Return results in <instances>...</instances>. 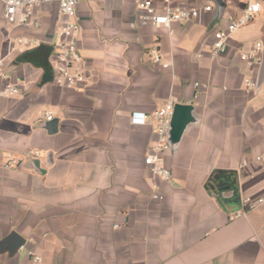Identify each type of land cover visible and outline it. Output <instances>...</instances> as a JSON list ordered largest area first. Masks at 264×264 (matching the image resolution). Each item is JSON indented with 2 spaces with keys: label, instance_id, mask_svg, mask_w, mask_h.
Listing matches in <instances>:
<instances>
[{
  "label": "crops",
  "instance_id": "1",
  "mask_svg": "<svg viewBox=\"0 0 264 264\" xmlns=\"http://www.w3.org/2000/svg\"><path fill=\"white\" fill-rule=\"evenodd\" d=\"M173 1L212 10L173 23L169 34L141 24L136 0H80V89L54 83L56 4L40 7L38 30L11 27L0 5V57L9 37L44 39L6 62L20 91L0 97V243L13 231L25 243L14 253L0 247V264H33L28 251L40 264H264V203H241L264 192L254 159L264 147V0L216 59L208 56L213 33L242 3L225 0L217 17L212 0ZM257 42L253 67L240 54ZM155 43L169 68L151 63ZM170 99L181 108L179 131L162 153L172 175L164 180L144 158L157 139L153 112ZM133 112L145 114L143 123L131 121ZM29 149L38 155L26 157ZM11 157L19 163L4 167ZM215 170L234 171L237 190L218 189L209 180Z\"/></svg>",
  "mask_w": 264,
  "mask_h": 264
},
{
  "label": "built area",
  "instance_id": "2",
  "mask_svg": "<svg viewBox=\"0 0 264 264\" xmlns=\"http://www.w3.org/2000/svg\"><path fill=\"white\" fill-rule=\"evenodd\" d=\"M80 0H0L2 14L11 27H22L30 30H38L41 27V20L38 15L40 7L44 4L54 3L57 7L59 25L55 29L53 36L48 40L54 51V83L63 88L80 89L87 83V76L80 64L78 53V43L81 34V27L76 13V5ZM242 3L239 13L231 16L224 28H218L213 33V40L210 44L208 56L210 59H216L224 54L227 49V38L236 29L252 21L255 15L261 10V5L257 0H238ZM139 10L141 24L152 27H163L169 34L173 33L171 28L173 23L186 22L198 17L201 11L209 12L212 10L211 4L203 6H182L176 4L173 0H136ZM44 39L36 35H17L8 38L7 52L0 57V97L16 96L20 87L18 83L12 80L6 69L7 58L16 51L17 48H34L40 46ZM261 43L257 42L248 51L240 54V58L246 61L250 66H257L260 62ZM148 55L151 63L167 69L171 63L163 57V53L158 44L155 43L148 48ZM247 90L251 91L255 87V81L252 78L244 79ZM199 83L195 82L197 87ZM174 100L170 99L163 107L153 112L156 121L155 143L144 158V163L149 167L152 174L164 179L170 180L171 169L164 165L162 153L169 149L167 143V133L173 113ZM44 118L49 121L52 119L51 112H45ZM145 114L142 112H133L131 121L134 123H143ZM37 149L25 151L26 157L38 155ZM264 168V147L254 157ZM20 159L9 158L4 167L8 168L19 163ZM247 163L243 159L240 167ZM154 198H161V194L153 193ZM242 206L245 210L254 209L264 203V192L254 198L242 197ZM33 264H40L42 258L28 251Z\"/></svg>",
  "mask_w": 264,
  "mask_h": 264
},
{
  "label": "water",
  "instance_id": "3",
  "mask_svg": "<svg viewBox=\"0 0 264 264\" xmlns=\"http://www.w3.org/2000/svg\"><path fill=\"white\" fill-rule=\"evenodd\" d=\"M212 1L215 4L216 16L218 17L222 13L225 0H212ZM263 76H264V65L261 69V76L259 77L258 84L261 83ZM179 108H181V106L178 104H176L173 107V113H172L170 126H169L168 133H167V143L169 147L172 146L175 140V135L179 131V128H178ZM53 125L54 124L51 122H48L45 124V126L50 130L53 127ZM24 243H25V239L13 231L1 241L0 247H6L10 253H14L16 251H19L23 247Z\"/></svg>",
  "mask_w": 264,
  "mask_h": 264
},
{
  "label": "trees",
  "instance_id": "4",
  "mask_svg": "<svg viewBox=\"0 0 264 264\" xmlns=\"http://www.w3.org/2000/svg\"><path fill=\"white\" fill-rule=\"evenodd\" d=\"M218 189L228 188L237 190L236 174L234 171L215 170L209 177Z\"/></svg>",
  "mask_w": 264,
  "mask_h": 264
}]
</instances>
